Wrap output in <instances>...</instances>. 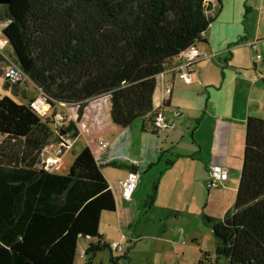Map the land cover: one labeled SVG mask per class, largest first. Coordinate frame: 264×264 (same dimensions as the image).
<instances>
[{"label": "trees", "instance_id": "trees-1", "mask_svg": "<svg viewBox=\"0 0 264 264\" xmlns=\"http://www.w3.org/2000/svg\"><path fill=\"white\" fill-rule=\"evenodd\" d=\"M1 6L11 57L42 90L52 114L40 116L33 98L20 103L0 94V264H80V240H89L81 264H119L129 255H116L100 232L103 215L118 203L91 148L77 154L67 173L44 165L46 147L59 139L56 111L68 103L81 116L91 101L109 96L115 124L126 128L143 119L146 128L149 118L158 129V77L203 40L224 0H11ZM65 130L79 134L73 122ZM110 164L139 173L134 164ZM157 190L155 184L145 206L154 205ZM204 222L216 237L217 258L204 252L198 264H264V118L247 120L233 207L222 218L205 215ZM101 251L110 252L108 262L95 260Z\"/></svg>", "mask_w": 264, "mask_h": 264}, {"label": "crops", "instance_id": "crops-1", "mask_svg": "<svg viewBox=\"0 0 264 264\" xmlns=\"http://www.w3.org/2000/svg\"><path fill=\"white\" fill-rule=\"evenodd\" d=\"M233 2L234 0H224V9H228L233 5ZM249 12L248 8L247 14ZM220 18L203 35L202 41L206 43L208 49H213V39L219 34L217 26L223 28L230 25V21H232L223 14ZM236 36L247 38L242 34H235L234 39ZM224 49L219 50L217 47L214 53L222 52L220 54L223 55L225 54ZM214 53L212 54L214 55ZM212 54L203 61H207ZM229 60L231 58L225 56V61L229 62ZM180 61V59H175L174 66L178 65ZM228 62L227 66L223 67L222 77L218 72L214 73V78L205 76L204 71H199L201 68L197 69V67L194 71V80L191 83L184 82L174 71L163 73L158 77L154 97L155 108H165L167 114L175 109H181L183 112V115L177 118L178 126L172 130L154 129L148 123L149 118L146 119V128H143V124L138 127L130 125L126 128L115 124L111 117V101L108 97L90 102L81 116L79 108L76 110L69 106L61 108L71 117L74 115L75 118H81L79 123L77 122L81 127V136L76 142L83 139L84 147H89L92 150V145H96L98 136L109 139L110 146L100 162L107 165V168L119 170L114 173L113 171L106 172L107 169L104 170L106 167L103 169L117 199V212L121 214V211L124 210L125 213L127 210L125 207H128L129 204L134 206L140 204L139 202L143 203L147 195L153 191L154 185H158L156 201L149 209L155 211L157 210L156 206L162 207L163 211L174 217L175 223L180 225L179 228L174 227L175 229L172 230L175 237H172L171 240L176 249V255H173V259L167 264H175V256L178 258L176 264H185L182 257L187 255L186 250L191 248H182L179 244L180 242L185 244L186 236L190 235L188 237L198 245L204 239L203 234L190 231L192 228L189 226L194 222L189 219L192 210L197 211L201 216L200 220L205 223V215L222 218L233 207L244 164L247 120L250 116L264 118V83L261 80L264 79V75L262 72H249V74L247 72V75L241 76L240 71H236L233 67L229 69ZM211 63L212 61H209L206 65L210 66ZM7 65L8 63L0 58V72H3ZM27 79L30 78L27 77L23 82L15 84L18 85L17 87L10 84L14 87V93L19 95L23 91L22 86ZM169 85L172 86L170 94L167 92ZM224 89L225 93H222ZM37 90V95L33 98L40 94L38 86ZM224 95H226V99L223 102ZM165 104L167 106H164ZM96 125L99 132H96L94 128ZM2 139L3 137L0 135V143ZM74 147L75 145L70 151ZM48 150L53 152V143ZM122 153H127L126 160H122ZM66 154L67 152L62 157V171L69 170L71 166L65 161ZM44 156L46 160L49 153L46 151ZM170 159L174 160L173 165H168ZM117 161L129 166L134 164L138 167L140 183L130 201L123 198V192L121 196V191L118 190L119 193L115 189L116 179L121 185L120 181L128 176L131 168H120L110 164ZM214 164L227 168L230 177L220 185L210 188L208 186L209 169ZM174 169L175 171H173ZM109 172L112 173L109 174ZM168 172H171L173 177L172 182H168L169 184L166 185L168 189L165 190L167 193L165 195L163 181L164 175ZM190 182L192 184L189 186ZM121 187L123 191V186L121 185ZM184 187L193 188V192L188 195V198L183 195L186 191ZM120 197L123 198L124 208L120 205ZM160 202L162 205H158ZM125 215L126 213L119 216L122 225L126 218ZM184 216L185 220L182 221L181 218ZM167 231L165 230L164 234H167ZM105 239L108 241L107 238ZM86 241L88 244L89 240ZM203 243L204 245L200 247V256L197 257V264L204 252L211 253L205 239Z\"/></svg>", "mask_w": 264, "mask_h": 264}, {"label": "rangeland", "instance_id": "rangeland-1", "mask_svg": "<svg viewBox=\"0 0 264 264\" xmlns=\"http://www.w3.org/2000/svg\"><path fill=\"white\" fill-rule=\"evenodd\" d=\"M248 8L250 12L247 14ZM1 9L2 6L0 4V11ZM222 14L225 15L228 20L232 21H230V25L224 26L223 28H219L217 26V31L220 35L217 34L216 38L213 39V49H208V46H206V43L204 41H199L198 46L200 49L208 53V55L216 52L217 47L219 50L225 48V54L221 55L220 53L222 52L214 53V55L212 54V56H210L207 61H203L202 59L196 64L197 69L201 68L199 69V71H204V75L208 77L212 76L214 78L215 72H218L222 77V73L224 71L223 67H226L228 62L225 61V56H227L228 58H231V60H229L228 62V64L230 65L229 69L233 67L236 71H240L241 76H245V72H248V74L249 72H262V74L264 75V0H234L233 5L229 6L228 9L225 8L220 17L222 16ZM220 17L216 21L220 20ZM235 34H242V36H247V38L236 36V39H234ZM228 42L231 43L229 44ZM4 51L7 56L13 55L10 45L7 46ZM254 58L256 59V62L258 64L257 72L256 69H254L253 65ZM209 61H212V63L210 66H207L206 64ZM261 80L262 83H264V79ZM22 88L23 91L19 93V95H17L16 93H14V87L12 85H9L8 81L5 78L0 77V93L3 96L9 95L20 103H28L31 98L37 95V85L31 79H27L23 83ZM222 93H225V89L222 91ZM225 99L226 95H224L223 102L225 101ZM59 108L61 110L62 106H59ZM167 119H172L171 114H167ZM75 121L79 122L80 119L75 118ZM143 122V119H138L132 125H134L135 127L142 126ZM75 142V147L71 151L69 149L67 151V154L65 155V161L69 164H72L74 162L77 154L85 146V142L83 139H79L76 144ZM125 156H127V153H122V160H126ZM101 164L103 163L101 162ZM106 166L107 165L103 164V169ZM104 170H106V172L113 171L114 173L115 171H119L117 169L107 167ZM173 171H175V169ZM60 172L67 173L68 170H60ZM111 173L112 172H109V174ZM164 176L165 178L163 181V191L168 189L166 185L169 184L168 182H172L173 177L171 172H168ZM116 181L117 183L115 190H120L122 196V187L119 184V180L116 179ZM191 184L192 182L189 183V186ZM184 188L186 191L183 195L185 198H188V195L192 194L193 188ZM165 195H167L166 191ZM123 198H119L121 200L120 205L122 208H124V206L122 205ZM139 203L140 204H135L134 206L129 204L128 207H125L127 208V210L125 212L126 218L123 221V225L121 224L119 216L125 214L124 210L121 211V214L117 211L105 212L104 216L101 219L100 232L104 235L105 238L108 239V241L122 244L123 250L115 251L116 255L123 256L126 253L129 255V258L123 256L120 259L119 264H167V262L173 259V255H176V249L171 240L172 237H175L172 230L175 229L174 227L179 228L180 225H177V223H175L176 219L164 212L162 207L156 206L155 209L157 210L154 211L150 210V207L145 206L143 203ZM158 205H162L161 202ZM115 215L117 216L116 218ZM200 217L201 216L198 215L197 211H191L189 219L191 220V222H194L189 226L190 228H192L190 229V231H196V233L199 232L203 234L202 236L205 239V243L207 244L208 248L210 247L209 249L211 251V258L215 261L217 258L216 237L213 230H211L209 227L207 228L205 223H202ZM181 220L184 221L185 216L182 217ZM165 230H168L167 234H164ZM188 236H186L187 241H185V244H182V242H180L179 244V246H182V248H191L189 250H186L187 255L183 256L182 258H184L185 264H197V257L200 256V247L204 245V239H202L203 241H201L202 245H198L194 243L195 241ZM87 246L88 244L86 240H80L76 258L77 262L80 264L87 261V257L83 255V250L86 249ZM109 258V251H101L98 253L95 260L108 262ZM177 260L178 258L177 256H175V264ZM221 263L226 264L224 259L221 260Z\"/></svg>", "mask_w": 264, "mask_h": 264}, {"label": "built area", "instance_id": "built-area-1", "mask_svg": "<svg viewBox=\"0 0 264 264\" xmlns=\"http://www.w3.org/2000/svg\"><path fill=\"white\" fill-rule=\"evenodd\" d=\"M4 23L0 22V58L5 60L8 65L5 71L0 72V77L5 78L10 84H18L23 82L28 76L22 71L20 66L13 60L11 55L7 56L5 54V48L10 45L9 39L4 33ZM208 57V53L204 50L200 49L198 45H194L188 50H186L183 55L180 63L172 70L177 76L182 79L186 83H191L194 80V71L196 69V64ZM247 75V72L244 73ZM167 92L170 94L172 92V86L169 85L167 88ZM109 96H104L99 99L105 98ZM0 95V100H1ZM98 100V99H96ZM94 101V100H93ZM92 102V101H91ZM30 105L40 116H47L52 114V106L47 101L44 96L42 90L40 89V94L30 100ZM60 106H69L74 107L75 110L79 108V106H73L68 103H60ZM77 113V112H76ZM78 114V113H77ZM172 119H167V113L165 108L160 109L158 113V117L156 118V127L158 129H175L178 125L177 118L183 115L181 109H175L170 112ZM98 118V115H96ZM81 119V118H80ZM55 128L57 129V133L59 139L53 142L54 150L53 152L48 150L52 146V144L48 145L45 149L49 153V157L45 160L44 165L51 170H61L62 168V157L63 155L73 147L74 142L77 138L81 136V127L78 126L77 121H75V116L65 113L60 108L56 111L55 117ZM75 123L78 128V136L76 138L72 137V131L67 132L65 129L69 127L71 123ZM96 132H99L98 126H94ZM110 146V141L108 138L104 136H98L96 139V145H92V151L96 156V159L101 161L105 152L108 150ZM210 179L208 182V186L215 187L220 185L222 182L227 180L230 177V173L227 168L222 165L214 164L210 166ZM121 185L123 186V196L127 200H131L136 189L140 183V174L136 171H130L128 176L121 181ZM113 247L117 250H123L122 244L113 243ZM209 264V263H208Z\"/></svg>", "mask_w": 264, "mask_h": 264}, {"label": "water", "instance_id": "water-1", "mask_svg": "<svg viewBox=\"0 0 264 264\" xmlns=\"http://www.w3.org/2000/svg\"><path fill=\"white\" fill-rule=\"evenodd\" d=\"M10 2H11V0H0V4H3V5L9 4Z\"/></svg>", "mask_w": 264, "mask_h": 264}]
</instances>
